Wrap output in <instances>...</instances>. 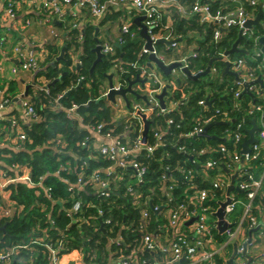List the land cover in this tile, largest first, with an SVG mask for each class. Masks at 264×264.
<instances>
[{
  "label": "built area",
  "instance_id": "built-area-1",
  "mask_svg": "<svg viewBox=\"0 0 264 264\" xmlns=\"http://www.w3.org/2000/svg\"><path fill=\"white\" fill-rule=\"evenodd\" d=\"M60 1L63 5L70 6L74 15L83 10L87 11L90 18V25L94 27L100 23L107 13L111 11L121 13L120 19L118 20L119 34L117 39L114 41L98 39L96 46L100 47L102 56H115V47L119 46L123 41L119 35H128L130 39H133L137 35L140 36V27L133 23V20L138 17L142 18L140 24L145 27L146 34L151 43L150 49L147 48L146 40L140 36L144 43L142 53L147 55V62L136 66V69L139 70V80L144 82H139L143 85L142 87L134 86L133 88L131 86L132 92H140L139 98H144L142 100L146 102L145 105L133 104L131 111H129L127 110L126 97L124 99L116 95L114 96V101L109 100L108 94L110 88L108 82L105 90L101 94V97L109 102L114 112L113 125L115 128L122 124L125 125V129L131 130L133 127L131 125H134L131 124V121L135 120L139 122V130L137 131L136 139L130 141V138L127 137V131L120 136L114 135L113 130L102 134V123L96 127L88 128L91 134L93 132L102 139V142L97 148L94 146L93 141V149L110 162L107 167L96 169L93 173L86 176L87 181L91 185L92 195H100L105 198L110 197L111 194L119 196L120 193L116 192L117 185L127 170L133 172V175H130L131 178H135L138 184H142L147 168L138 158L142 153L151 155L157 148L165 146L162 137L166 133H169V126L172 125L173 121L171 119L166 120L167 128L156 126L155 129H151L155 142L149 144L147 138L143 142L144 124H142L140 119L144 116V120H148L155 109H159L158 113L166 118L171 111L175 110L180 104L185 103L187 94H184L183 89L179 88L177 81L164 79V75L158 70L156 65L149 61V56L153 55L165 66L171 63H179L180 67L174 70V75L177 78L188 80L182 72L183 68H186L191 75L201 73L188 69V59L195 57V44L187 45L184 43L185 40L182 36L174 34L171 20L168 17V11L170 9H175L184 18L197 15L200 23H213L215 25L213 32L214 41L220 38L223 30L235 27L237 30L235 42L240 37V41L236 46L238 52L242 51L245 53L246 51H252L253 57L261 58L257 67L251 68L244 59L233 58L231 55L226 54L230 49L220 55V60L225 62V65H229L228 73H223V75H231L233 78L232 87L230 86L229 89L233 91L234 108H237L241 102L245 84L254 82L258 78H261L264 84V54L261 52L260 45L258 44L259 38L264 37V17L260 20L262 29L255 26L251 28L245 27V23L248 20L255 19L259 11V5L264 3V0H242L248 5V9L244 8L241 1L233 0V2L238 3L234 9L228 10L225 13H221L218 10L215 14L210 13V5L204 3L203 0H195L191 7H187L180 0ZM209 1L215 2L218 0ZM43 6L49 10H53L55 14H63L57 5L50 6L48 3H45ZM5 11L10 17H14L12 2L7 3ZM163 19L165 20L163 21ZM71 29L80 28L77 25H72ZM186 37L199 38L195 32H188ZM248 41L254 44L252 50H247L248 48L242 44ZM158 43L163 44L164 50L157 48ZM170 50L172 52L167 55L165 51ZM14 53L17 55L19 64L12 72L19 70L36 74L41 68L40 64L42 61L41 59H36L37 52L34 49L24 51L20 46H16ZM74 63L79 64L76 58H74ZM148 63H150V66H148ZM117 70H121L118 64L112 67L114 75ZM215 72V69L210 65L208 74ZM107 76H111L110 83L113 90L119 91L126 88L122 87L117 74L115 75V79H113V74ZM38 79H42L43 84L37 90L46 91L49 85L48 82L43 78ZM82 79L79 78L78 82ZM220 84L224 85L222 89L225 91L227 83L222 80ZM233 86H235L234 89H232ZM165 88L166 94L162 98L164 108H162L157 95H160ZM178 90L181 91V95L175 100L172 97L174 92ZM248 91L252 94L255 101L250 97L252 103L250 102L248 104L246 111L249 115H258L255 119L259 125L256 133L257 141L250 145V152L245 154L241 152V144L246 139L244 138L245 135L243 136L241 133L244 126L242 123H237L234 131L230 132L227 130L225 135L219 138L230 143V148L220 144L216 148L206 147L199 152H193L191 154L184 146H179L177 150L186 154L187 157L190 156L188 159L191 161V164L195 165L197 169L200 168L199 171L192 168H178L179 173L187 184V189L184 191L187 195L186 199L174 207H171L169 204L175 199L172 193L177 186V182L172 177H164L166 182L168 180V184L163 183L161 186L160 191L163 199L159 198L157 203H153L149 197H143L132 188H126L124 190V196H129L132 199L131 204L136 208L139 220L138 224L131 230L133 237H130L126 241L120 234L118 236H112L113 230L111 229L110 218L102 219L100 222L101 226L106 225L109 228L104 234L107 236V247L109 249V255L107 257L108 264H226L231 257V248V254L233 255L234 253L235 255L232 264H264V253L257 260L249 261V247L251 245H248V239L242 236L244 223H247L249 232L264 228V215H261L260 218L256 217L253 214L254 206L252 204L253 199L260 191L262 183L261 180L258 181L255 179L254 174L249 169L251 163L257 160H261V167L264 166V157H262L263 144L260 140H264V126L261 124V116L264 112V89L259 84L254 83L248 87ZM128 94L130 93H126V96ZM223 97L225 96H221V100ZM60 99L61 94L54 100V109L62 108L59 104ZM206 99L198 102L202 112L212 110L210 107L213 106V102L211 106H208L206 105ZM210 100L211 98L208 97V101ZM10 102L9 98L0 100V116L10 105ZM64 110L67 117L76 119L79 124L82 123V117L76 113L75 105ZM121 113L125 114V117L118 122L117 116H120ZM221 115L222 117H220V111L216 109L214 110V114L207 118L198 116V118L193 120L194 125L192 130L187 133H179L178 137L183 139L203 136L202 134L205 128L210 124L216 122L228 124L231 122L228 112H223ZM218 117H220L219 120H216ZM38 120L39 118L32 104L29 100H23L18 116L8 121L9 129L12 131L17 130L14 138V151H21L25 148L27 137L23 133L22 126L29 125ZM144 120L142 119V121ZM55 143V151L60 155L71 153L75 156L72 151V146H67L66 143L60 140V137L56 139ZM80 145L84 146V144ZM171 145L175 144L171 143ZM203 153H219L224 161H215L208 158L203 162H198L197 157ZM170 157V153L164 151L158 160L169 159ZM57 161L59 163L60 159L58 158ZM25 171L27 174H25ZM60 171L71 174L73 172L71 162H60L53 174L57 175ZM13 172L15 176L7 177L4 175V181L0 180V190H6L9 184L16 181H25L33 185L29 180V169L26 166H14ZM195 175H199L201 181L207 184L206 188H200L194 183ZM82 177L83 175L80 173L76 183L74 185H68V191H77L74 186L77 189L82 188L84 178ZM231 178H234L232 183L233 189L227 194V189L231 185ZM64 181L69 183L67 179ZM45 189L47 190V188ZM237 192L245 194V201L238 198ZM83 203L76 196L71 197V206L67 214L72 218L73 223L85 222L84 217L77 216V213H81L80 210L82 209ZM222 204H226L223 220L227 224V228L223 233H219V220L216 217V213ZM85 205L88 208L97 209L98 217L101 219L104 214L103 210L98 208L93 202ZM239 207L241 208V213L237 215ZM14 213L5 210L3 211V218H11ZM159 216H162V218L156 221L153 220L154 217ZM191 220L192 222L187 225ZM48 223L51 227H54V222L51 219L48 220ZM123 225V223L119 224L118 227L121 229ZM39 232L41 234L40 236L33 237L25 243H17L4 252H0V264H10L13 261V257L20 252L31 253L33 256L36 248L45 250V264H79L80 254L73 255L72 257L68 256L65 260L60 257V252L66 249V244L64 245L62 240L63 236L53 240L47 229H39ZM217 236H223V241H220Z\"/></svg>",
  "mask_w": 264,
  "mask_h": 264
},
{
  "label": "trees",
  "instance_id": "trees-1",
  "mask_svg": "<svg viewBox=\"0 0 264 264\" xmlns=\"http://www.w3.org/2000/svg\"><path fill=\"white\" fill-rule=\"evenodd\" d=\"M194 1L180 0L187 7H191ZM239 1L243 3L244 8L248 9V5L244 1ZM203 2L210 5L211 14L217 13L218 10L225 13L234 9L238 4L233 0L215 2L203 0ZM120 16L121 13L111 11L100 21V24L116 23ZM168 17L171 20L174 34L182 36L187 45L195 44V57L188 59V69L203 72L209 62L212 61L211 65L216 72L201 76L197 81L177 78L175 75L163 76L166 80L177 81V85L183 89L184 94H187V98L184 104H180L166 118L158 113L159 109H155L150 118L146 120L148 122L146 138L149 144L155 142L151 129H155L156 126L167 128L166 120L168 119H171L173 123L169 126V133L162 137L165 143L164 147L157 148L151 155L142 153L139 156L138 160L147 168L143 183L138 184L135 178L130 177L133 175L132 171H125L116 189V192L120 193L119 196L111 194L110 197L105 198L91 194V185L86 176L96 169L107 167L110 162L93 149L94 138L87 129L102 123V134L113 130L114 135L120 136L127 131V137L130 138V141L136 139L139 122L131 121V124H134L131 125L133 126L131 130L125 129V125L122 124L115 128L113 125L114 112L109 102L102 98L101 94L106 88L107 75L109 74H113V79L117 74L122 87H127L129 82L139 79V70L136 69V66L147 62V55L142 53L143 39L138 35L133 39H130L128 35H119L123 41L115 47V56H101L92 71L90 69L96 60L94 48L98 42L97 38L94 37L96 28L93 26H86L81 30L61 28L65 31L63 34L64 46L60 49L54 45H47L48 51L43 48L44 53L47 52L48 54L45 60H42L41 68L36 72L35 78L45 79L49 84L48 88L46 91L36 90L34 95L31 94V90L28 92L31 95L29 102L34 107L39 120L22 126L23 133L27 137L23 150L0 149V155L6 156L0 158L6 166V176H15L14 166H26L29 169V180L33 184L16 181L6 188L10 192V198L17 210L11 218L0 219V228H4L0 230V252H4L17 243H25L33 237L40 236L39 229H47L53 240L63 236L62 240L64 245L66 244V249L60 252V257L64 260L68 256L80 254L79 264H108L109 249L107 236L104 234L109 228L106 225L101 226L102 219L110 218L112 236L120 234L126 241L133 237L131 230L138 224L139 220L138 212L131 204L132 199L129 196H124L126 188H132L143 197H149L153 203H157L159 198L163 199L160 191L161 186L163 183L168 184V180L166 182L164 177H172L177 182V186L172 193L175 199L169 204L174 207L184 201L187 196L184 192L187 189V184L178 168H192L196 171L200 169L191 164L188 159L190 156L187 157L186 154L177 150L179 146H184L191 154L206 147L216 148L220 144L230 148V143L219 138L223 137L227 130L234 131L237 123L244 125L241 133L243 136L245 135L244 138H247L246 130L251 127L252 119L257 118L258 115L247 113L248 104L252 103L247 94L242 95L241 102L237 106L239 109L234 108L233 91L229 89L230 86L232 87L233 78L231 75H223L226 65L220 60V55L232 48L237 38L236 28L231 27L223 30L220 38L214 41L215 25L213 23H200L197 15H192L190 18L181 17L175 9L168 11ZM188 32H195L199 38L186 37ZM242 44L248 48L247 50L254 48V44L249 41ZM157 48L164 50L162 43H158ZM171 52L172 50L165 51L167 55ZM231 56L244 59L251 68H256L261 61L260 57H253L252 51L245 53L240 51ZM74 58L79 64L74 63ZM116 64L121 67V70H117L114 75L112 67ZM79 78L83 79L78 82ZM222 80L227 83L225 91L222 89L224 85L220 84ZM132 86L134 88V86L142 87L143 85L134 82ZM139 93L136 91L134 94L130 93L126 96L127 110L131 111L133 104L145 105L146 102L139 98ZM60 94L59 104L62 108L54 109V100ZM180 95L181 91L178 90L174 92L172 98L176 100ZM221 96H225V100H221ZM207 97H210L213 102V106L210 107L212 110L202 112L198 102ZM73 105L76 106V113L82 117L81 124L83 127H80L76 119L67 117L64 109ZM216 109L220 111V117H222L223 112H228L231 122L228 124H218L220 122L210 124L207 134L214 136L215 139H209L205 136L183 139L178 137L179 133H187L192 130L193 120L198 116L207 118L213 115ZM220 117L216 120H219ZM140 121L144 124L142 118ZM58 137L67 146H72L74 158L65 157L55 151L54 145ZM171 143L175 145H171ZM80 144H84V146ZM164 151L170 153L171 157L159 161L158 159ZM58 158L60 159L59 163L71 162L73 167L71 174L65 171H60L57 175L53 174L58 168ZM208 158L224 161L219 153H203L197 157V161L203 162ZM260 164L261 160L251 163L249 169L254 176L255 168ZM80 173L84 177H82L83 187L77 189L74 186L77 191H68V185H74ZM200 178L199 175H195L194 183L200 188H206L207 184L203 183ZM66 179L69 183L64 181ZM72 196H76L77 199L79 198L84 202L80 210L81 213H77V216L84 217L85 222L73 223L72 218L67 214L71 206L70 199ZM237 196L245 201V194L242 192H237ZM89 202H93L104 211L101 219L98 217L97 209L88 208L85 205ZM252 204L254 206L253 214L256 217L260 218L261 215H264V181ZM20 208L21 210L18 211ZM240 213L241 208L239 207L237 215ZM159 218L162 216L154 217L153 220L156 221ZM49 219L54 222V227L48 223ZM122 223L124 225L120 229L118 225ZM255 234L258 235V232H252L250 235L247 223L243 224L242 236L248 239V245L261 242L258 239L253 241L252 238ZM217 238L220 241L224 239L223 236H217ZM44 255L45 250L41 248H36L33 256L31 253L20 252L13 257L10 264H45Z\"/></svg>",
  "mask_w": 264,
  "mask_h": 264
},
{
  "label": "crops",
  "instance_id": "crops-1",
  "mask_svg": "<svg viewBox=\"0 0 264 264\" xmlns=\"http://www.w3.org/2000/svg\"><path fill=\"white\" fill-rule=\"evenodd\" d=\"M9 2L13 3V18L5 11ZM45 3L50 6L57 5L63 14L58 15L53 10L45 8L43 6ZM89 21L90 18L87 11L83 10L74 15L72 8L68 5H63L60 0H0V100L9 98L11 101L10 105L0 116V149L8 148V150H13L17 130H10L8 121L18 116L23 100L30 101L31 95L28 92L31 90V94H33L43 84V80L35 78V74L31 72L19 70L12 72L19 64L14 48L20 46L24 51L34 49L37 52L36 59L45 60L48 53H44L43 48L47 50V45H54L60 49L64 46L63 34L65 31L61 28L71 29L72 25H77L80 28L79 30H81L86 26H92ZM118 24V21L116 23L108 22L104 25L98 23L97 26H93L96 28L94 37L97 40H116L119 34ZM174 73L175 71L170 76H174ZM25 93L27 94L25 95ZM124 115L121 113L120 116H117V121L119 120L118 122H120L124 119ZM79 125L83 127L81 123ZM87 130L89 131V129ZM92 136L94 138V146L97 148L102 139L93 132ZM260 140L263 144L262 157H264V140ZM1 157L5 158L6 156L1 154ZM5 167L0 160V180L2 181H4V175H6ZM25 174H27L26 171ZM254 177L263 183L264 166L255 168ZM5 210L14 213L17 208L10 198V192L0 190V219L3 218V211ZM252 232H258V235H253V241L258 239L261 242L252 244L249 247V261L257 260L264 253V228L253 230L249 232L250 235ZM231 253L232 248L230 249V255H232Z\"/></svg>",
  "mask_w": 264,
  "mask_h": 264
},
{
  "label": "water",
  "instance_id": "water-1",
  "mask_svg": "<svg viewBox=\"0 0 264 264\" xmlns=\"http://www.w3.org/2000/svg\"><path fill=\"white\" fill-rule=\"evenodd\" d=\"M264 17V3H261L259 5V11H258V14L257 16L255 17L254 20H248L246 23H245V27L246 28H251L252 26H255V27H258L259 29H262V26L260 24V20L261 18ZM142 18H136L133 20V23L136 24L138 27H140V35L146 40V47L150 49V40L146 34V29L145 27L140 24ZM240 41V37L239 39L232 45V48L226 53L228 55H232L234 53H238V50L236 48L238 42ZM258 44L260 45V50L261 52L264 54V37H261L259 38L258 40ZM94 52L96 53V60L94 61L90 71L93 70L95 64L100 60L102 54L100 53V47L96 46L94 48ZM61 58V57H60ZM149 61L154 63L156 65V67L158 68V70L164 75V76H169L172 71L174 70H177L179 67H180V64L179 63H171L169 64L168 66H165L161 61H159L158 59H156L153 55H150L149 56ZM212 61L209 62L207 68L205 69V71L201 72V73H197L196 75H191L190 72L186 69V68H183L182 69V72L186 75V77L190 80V81H197L201 76H205L209 73V70H210V65H211ZM148 66H150V63H148ZM228 67L229 65L226 64V68L224 70V73H228ZM236 77V75H235ZM107 79L109 81V88H110V91H109V94H108V99L111 100V101H114V96L118 95V96H121L122 98L125 99L126 97V93H131V94H134V92H132L131 90V86L133 85L134 82H140V83H143L144 81H141L139 79L135 80L134 82H129L128 86L125 88V89H121L119 91H115L112 89V85H111V76H107ZM259 84L263 89H264V84H263V80L261 78H258L256 81L254 82H251V83H247L244 85V90L242 92V95L244 94H247L249 95L250 97L253 98L252 94L249 93L248 91V87L251 86L252 84ZM27 93H25L26 95ZM166 94V88L163 89L162 93L160 95L157 96L159 102H160V105L162 108H164V104H163V100H162V97ZM141 99H144V98H141ZM222 100H225V98L223 97ZM253 101H255V99L253 98ZM211 103H212V100L208 101V97L206 99V105L208 106H211ZM142 119L144 120V116H142ZM218 124H221V123H218ZM261 124L262 126H264V112L261 116ZM212 125V124H211ZM207 126L203 132V136L209 138V139H215L214 136H209L207 134V129L211 126ZM259 129V125L257 124L256 122V119L253 118L252 121H251V127L249 129L246 130V134H247V138L243 141V143L241 144V148H242V153L245 154V153H249L250 152V145H252L253 143H255L257 141L256 139V133ZM148 131V122L146 120H144V132H143V142H145V139H146V133ZM63 156L65 157H72L74 158V156L71 154V153H65L63 154ZM233 180L234 178H231V185L228 187L227 189V194L230 193V191H232L233 189V186H232V183H233ZM228 202V201H227ZM226 204H222L221 205V208L218 210V212L216 213V217L218 218V231L219 233H223L225 231V229L227 228V224L224 222L223 220V217H224V207H225ZM192 222L189 221L187 223V225H189L190 223ZM4 228H0V230H3ZM235 252V251H234ZM234 253L233 255H231L230 259L226 262V264H232L233 262V259H234Z\"/></svg>",
  "mask_w": 264,
  "mask_h": 264
}]
</instances>
